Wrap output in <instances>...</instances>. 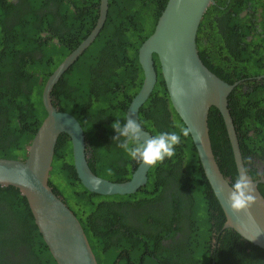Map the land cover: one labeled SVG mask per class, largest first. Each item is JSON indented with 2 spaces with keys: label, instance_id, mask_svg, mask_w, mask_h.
<instances>
[{
  "label": "trees",
  "instance_id": "1",
  "mask_svg": "<svg viewBox=\"0 0 264 264\" xmlns=\"http://www.w3.org/2000/svg\"><path fill=\"white\" fill-rule=\"evenodd\" d=\"M90 1H77L80 16ZM166 1L128 0L125 7L124 0H108L101 31L51 90L55 106L67 110L81 124L91 169L111 181L127 180L139 163L119 147L120 140H113L116 134L111 125L117 119L122 125L125 122L126 109L143 78L138 47L152 33ZM215 1L199 25L197 48L204 64L225 81L245 78L230 93L228 106L245 168L257 180L261 176L252 161L254 157L264 159V80L246 78L261 74L264 65L262 60H253L260 54L247 50L260 38L253 32V23L248 24L249 13L240 17L239 12L246 9L248 1L255 6L261 2ZM60 6L67 9L65 4ZM96 11L84 16L88 23L82 30L75 23L78 13L74 10L62 17L66 29L55 33L56 43L39 35L47 28L41 22L35 25L40 17L37 10L27 9L18 17L0 6V157H26L46 114L41 89L58 63L88 35ZM215 14L219 18L212 24ZM42 16H48L47 12ZM204 31L210 33L207 45L202 42ZM156 69L158 79L139 110V122L151 135L179 133L186 127L170 103L158 64ZM246 83L250 87L244 92ZM208 127L218 164L232 184L238 175L215 107L210 108ZM147 176L146 185L132 194L92 193L76 176L70 139L64 133L58 137L49 183L79 219L98 264H264V250L232 229H222L223 211L203 174L190 135L182 136L175 155L152 166ZM258 189L264 196V183H258ZM30 213L25 197L15 187L0 186V264H56ZM177 232L182 233L186 254H193L195 247L199 256L190 257L176 247L166 250L161 239L174 238ZM212 233L221 248H211ZM21 245L27 249L25 253ZM10 251H14L15 262L6 256ZM168 251L171 255L164 258Z\"/></svg>",
  "mask_w": 264,
  "mask_h": 264
},
{
  "label": "water",
  "instance_id": "2",
  "mask_svg": "<svg viewBox=\"0 0 264 264\" xmlns=\"http://www.w3.org/2000/svg\"><path fill=\"white\" fill-rule=\"evenodd\" d=\"M215 0H167L154 29L138 47L142 69L139 90L130 101L125 120L139 122V110L152 93L159 66L170 103L185 127L203 174L225 217L224 229H232L243 240L264 250V196L253 180L256 202L248 213H234L227 204L231 181L226 177L214 154L209 136L208 116L215 107L223 120L237 171L246 169L238 134L228 106V97L245 78L229 83L212 72L200 58L197 32L203 15ZM108 0H99V16L89 34L50 73L42 91L46 114L31 139L25 158L0 157V186L15 187L25 197L49 253L56 264H98L87 234L79 219L49 183L55 146L64 133L71 142L72 162L80 183L100 195H126L146 185L152 165L138 163L130 178L121 182L97 175L88 163L87 141L79 121L59 109L52 100V89L64 72L91 45L107 16ZM264 75L246 79H261ZM140 123V122H139ZM142 139L151 133L144 129ZM250 176V175H249ZM222 189V192H221Z\"/></svg>",
  "mask_w": 264,
  "mask_h": 264
},
{
  "label": "flooded vegetation",
  "instance_id": "3",
  "mask_svg": "<svg viewBox=\"0 0 264 264\" xmlns=\"http://www.w3.org/2000/svg\"><path fill=\"white\" fill-rule=\"evenodd\" d=\"M41 1H42V4L40 3ZM77 1L78 0H38V1H36V0H0V6L6 7L8 9V12L9 11H14V13L18 17H19L20 14L23 16L27 9L29 11H32L33 9L37 10V12L40 14V17L36 21L35 25H37V22H41L47 28V30L42 28L38 32L39 35H41L42 37L49 38L51 41H54V42L57 43V38H55L56 37L55 33H57V31L60 32L62 28L66 29V26H63V24H62V17L64 18L65 15H67L68 13L71 14V12L73 10L76 13H78L74 20H76L75 23H76L77 27L80 28L81 30L83 28V25L85 23H88V21H84L85 20L84 16L87 13L90 16L94 12V9L96 8L97 9V11H96L97 12V18L99 16V0H97V1L96 0H91L87 5H85L83 8L86 11L85 12H81V16H80L79 6L76 4ZM226 2H229V0H227ZM260 2H261L262 5L260 4L258 6H255V5L251 4L250 1H248V5L245 7L246 9L244 10V8H243L239 12V15H240V17H244L246 15V17H247V13H249L248 17H247L248 18L247 19L248 24L253 23V25L255 27L254 28L255 30H253V32L255 34H258V37L260 38V40L257 41V43H255V45H253L252 48L247 49V50L252 51L253 55L254 54H257V55L260 54L261 56H257L253 60H256V59H258L260 61L262 60L261 61L262 62L261 65H264V0H260ZM215 3H216V1H215ZM60 4L67 5V9L62 7V6H60ZM34 7H36V8H34ZM90 9H93V10H90ZM60 10H61L62 14L60 13ZM41 12L42 13H46L47 12L48 16H42ZM11 16H13V15H11ZM92 17H94V16H92ZM106 18H107V16H106ZM217 18H219V16L217 14H215L212 17V20H210V22L213 24V21H215V19H217ZM47 22H49V25L47 24ZM94 26H95V24H94ZM93 27H92V29H93ZM202 35L204 36L202 42H204L203 43L204 45H207L206 44V40H208L210 33L204 31L202 33ZM247 40L251 41V36H247ZM37 51H39L38 52L39 53L38 56H41V53H40L41 50H37ZM248 63H249V61H248ZM263 69H264V67H263ZM259 75H264V71L261 74H259ZM253 76H258V75H253ZM253 76H249V77H253ZM248 80H254V79H248ZM256 80H264V77L261 78V79H256ZM249 87H250V83H246V84H244V87L242 89L245 92L246 89L249 88ZM253 159L254 160L252 161L253 162L252 165L254 167H256L258 175L261 176V177H259V179H260V178L264 177L263 176V173H264V159H258L256 157H254ZM262 183H264V182H262ZM1 211H2V208H1ZM179 226H181V224H179ZM222 229H224V228L222 227ZM211 235H212L211 242H210L211 248H215V247H220L221 248L222 243L221 242L218 243V240L215 238V233H212ZM183 240H184V238L182 237V233L177 232L174 238L161 239V244L167 246L166 250H169V248L171 250H175V247H176V248H178L177 250L180 249L181 252L186 254V248L182 245V241ZM19 247H21L20 250H21L22 253L26 252L27 249H25L22 245L19 246ZM28 252H29V249H28ZM246 252H251V250L247 249ZM168 255H171V254H169V251H168L167 255H163V257L166 258ZM186 255H189V254H186ZM6 256L9 259H12V260L14 259L13 260L14 262L17 260V258L15 259L14 251H10L9 252V256L8 255H6ZM189 256L192 257V254H190ZM171 258H172L173 262H176L178 260L176 257L173 258V255L171 256ZM207 260H208V258H207ZM207 260H206V262H207Z\"/></svg>",
  "mask_w": 264,
  "mask_h": 264
},
{
  "label": "clouds",
  "instance_id": "4",
  "mask_svg": "<svg viewBox=\"0 0 264 264\" xmlns=\"http://www.w3.org/2000/svg\"><path fill=\"white\" fill-rule=\"evenodd\" d=\"M111 127L116 134L113 140H120L119 147L131 159L143 165L152 166L166 158H172L175 155L176 146L181 144V137L189 135L187 128H181L179 133L175 131L160 132L150 138L142 139L144 132L141 124L131 118L125 120L123 125L117 119ZM121 138L123 139L121 140ZM255 202L253 180L250 178L248 170L243 169L231 184V190L227 197L228 207L234 213H248Z\"/></svg>",
  "mask_w": 264,
  "mask_h": 264
},
{
  "label": "rangeland",
  "instance_id": "5",
  "mask_svg": "<svg viewBox=\"0 0 264 264\" xmlns=\"http://www.w3.org/2000/svg\"><path fill=\"white\" fill-rule=\"evenodd\" d=\"M123 4H124V6L126 7V6L128 5V0H124ZM133 6H134V4L131 5V7H133ZM58 180H59V179H57V181H58ZM193 249L195 250L196 248L194 247ZM194 250H193V254H192V256H193L194 258H196V256H199V253H198L197 250H195V251H194ZM201 258H202V259H205V256L203 255V256H201Z\"/></svg>",
  "mask_w": 264,
  "mask_h": 264
}]
</instances>
